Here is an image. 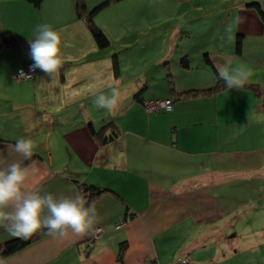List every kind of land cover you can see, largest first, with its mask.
<instances>
[{"label":"crops","instance_id":"crops-1","mask_svg":"<svg viewBox=\"0 0 264 264\" xmlns=\"http://www.w3.org/2000/svg\"><path fill=\"white\" fill-rule=\"evenodd\" d=\"M102 1L85 5L91 10ZM140 1H113L94 22L105 34L115 32L123 22L114 11H137ZM251 3L264 10V0L214 3L221 7L207 16L215 14L220 28L204 35L194 54L184 53L180 64H156L154 72L128 85L119 64H91V32L73 0H42L37 8L28 0H0V37L8 40L0 48V158L21 159L15 153L8 157V147L32 140L33 156L25 164L34 162L38 172L28 187L57 198L76 192L86 198L82 185L99 188L86 201L97 210L95 228L103 231L91 247L85 235L43 236L1 257L0 264L261 262L243 256L229 235L240 210L264 193V23ZM224 16L230 18L226 26ZM40 24L60 33L64 63L55 80L37 69V76L19 82L17 70L34 64L30 41ZM193 27L188 38L198 31ZM64 41L70 46L64 48ZM225 62L251 69L243 89L224 86L209 95L181 97L216 85V66ZM113 86L120 93L117 106L97 114L95 96L109 94ZM165 99L172 102L170 112L145 111L148 102ZM108 122L113 125L103 135L114 137L100 143L90 125L99 131ZM14 238L0 228V244Z\"/></svg>","mask_w":264,"mask_h":264},{"label":"rangeland","instance_id":"rangeland-1","mask_svg":"<svg viewBox=\"0 0 264 264\" xmlns=\"http://www.w3.org/2000/svg\"><path fill=\"white\" fill-rule=\"evenodd\" d=\"M224 1L234 2V0ZM218 2L219 0L216 2L213 0H142L137 11L130 12L129 8L114 11L115 14L121 15L123 25L115 32L110 30L106 32L109 46L104 50L95 47L91 35V64H119L122 77L128 85L139 74L146 71L154 72L156 64H180L179 61L185 55L184 53L196 52L192 50L205 39L204 35L217 25L220 28V21L215 14L207 16L211 13V8L221 7L219 4H214ZM224 5L228 6L227 3ZM115 14L111 10V15L115 16ZM125 17L127 20H124ZM206 18H208L209 27L212 26L210 29L204 27ZM229 23L230 18L224 16L222 24L226 26ZM189 25L194 26V30H198L190 38L187 36L190 30ZM184 26L188 28L187 31ZM178 27L180 29L173 32ZM102 111L104 108L96 109L97 114H101ZM234 224L233 231L229 235L233 236L232 241L237 245L240 253L261 261L255 264H263V192L254 202L240 210Z\"/></svg>","mask_w":264,"mask_h":264},{"label":"clouds","instance_id":"clouds-1","mask_svg":"<svg viewBox=\"0 0 264 264\" xmlns=\"http://www.w3.org/2000/svg\"><path fill=\"white\" fill-rule=\"evenodd\" d=\"M61 44L60 33L51 25H38L36 38L30 41V56L34 61L32 67L55 80L64 63ZM69 46L64 41L63 47ZM216 70L219 79L230 90L243 89L252 76L251 69L242 63L217 64ZM119 97L118 88L113 86L109 94L96 95L93 103L97 108L111 111L117 106ZM33 149L32 140L18 139L7 151L8 157L15 153L21 159L8 162L7 158H0V228L24 239L41 230L59 238L67 237L69 233H94L98 213L82 193L57 198L51 193H41L28 187L29 180L38 172L34 162L25 164V161H31Z\"/></svg>","mask_w":264,"mask_h":264},{"label":"trees","instance_id":"trees-1","mask_svg":"<svg viewBox=\"0 0 264 264\" xmlns=\"http://www.w3.org/2000/svg\"><path fill=\"white\" fill-rule=\"evenodd\" d=\"M29 3H31L34 7H39L42 0H28ZM76 15L78 18H81L84 20L85 24L88 26L93 41L96 45V47L100 50H103L109 46V39L107 35L104 33L102 29H100L94 22V16L95 14L109 5L113 1L118 0H104L97 4L95 7H93L91 10H88L85 5V0H73ZM249 6L254 8L260 15L263 23H264V10L261 8V6L258 3H251ZM8 44L7 38L0 37V48ZM241 45H242V39L240 37H237L236 39V45H235V53L240 54L241 53ZM187 62L186 59L183 60V65H186ZM215 73V72H214ZM215 78L217 84L214 85L211 88H208L206 90H192L188 92H184L181 97H187L192 95H209L212 93H215L219 91L222 87H224V82L219 79V76L217 73H215ZM220 81V82H218ZM169 90L173 91V85L172 83L169 84ZM111 125H113L111 122L106 123L104 126L101 127L99 131H95L92 126L90 125V132L91 135L100 143H106L110 141L114 137V133L111 132V134L107 137L103 135L104 130L109 128ZM82 192H88L89 195L86 197L87 200H90L91 198H94L98 196L101 193V190L99 188L93 187L91 185H82ZM46 230L38 231L37 233L33 234L31 237L24 239V238H14L11 240L6 241L3 244H0V258L9 256L13 253L18 252L19 250L25 248L26 246L30 245L31 243L35 242L39 238L43 236H47ZM124 247H121L119 251V259L121 258V254L123 252Z\"/></svg>","mask_w":264,"mask_h":264},{"label":"built area","instance_id":"built-area-1","mask_svg":"<svg viewBox=\"0 0 264 264\" xmlns=\"http://www.w3.org/2000/svg\"><path fill=\"white\" fill-rule=\"evenodd\" d=\"M32 66L33 64H27L19 68L16 73V80L23 82L37 76V69H34ZM171 110L172 102L170 99L150 101L145 105V111L147 113H157L161 111L170 112ZM120 225L121 224H118L116 229H118ZM102 235L103 231L101 228H95L94 233L86 234L85 241L87 242L88 247H91L93 241ZM174 264H189V260L187 258H179Z\"/></svg>","mask_w":264,"mask_h":264}]
</instances>
